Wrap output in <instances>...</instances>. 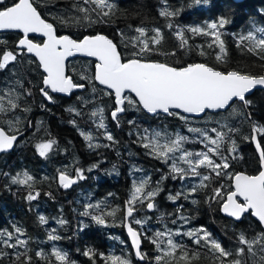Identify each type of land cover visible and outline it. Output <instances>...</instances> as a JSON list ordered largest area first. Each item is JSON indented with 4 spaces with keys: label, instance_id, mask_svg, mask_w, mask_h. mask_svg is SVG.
<instances>
[{
    "label": "snow or ice",
    "instance_id": "1",
    "mask_svg": "<svg viewBox=\"0 0 264 264\" xmlns=\"http://www.w3.org/2000/svg\"><path fill=\"white\" fill-rule=\"evenodd\" d=\"M160 3L163 7L159 10V15L165 18L166 27L179 41L180 48L189 44L187 33L207 37L210 38L206 41L209 48L214 46L219 48L220 54L215 56V60L218 62L223 60L227 52L221 30L230 22L227 18L185 29L174 23V18L180 15V10L172 8L168 0H160ZM207 3L208 0H191V6ZM75 11L83 14V18L88 20L89 25L94 22L108 23L116 14L115 5L111 0H82V3L75 4ZM92 14L98 19H94ZM63 22L68 23V20L65 19ZM251 23L255 27L256 22ZM129 27L137 35L126 37L124 32L119 33L125 41L124 46L128 47L130 44L132 49L129 54L131 58L125 61L118 51L119 46L106 35L87 34L80 39L70 35H58L54 25L42 18L30 0H11V2L0 0V30H17L23 34L15 49H0V71L8 69L10 64L17 62L26 52L38 60L36 75L40 78L36 82L28 80L31 87H25L20 80H17L16 84L23 91H16L15 88L0 91V113L12 114L18 123L20 118L15 117L17 111L30 113L32 110L30 107H23L20 101L25 95L31 97L33 88H38L43 97L40 107L45 111H50L44 101L55 104L57 100L54 94L70 96L77 89L87 92L90 85L91 93L102 92L103 96L110 99L107 108H100L90 113V118L97 131L105 130L101 134L108 143H93L94 136L79 129L75 118L69 121L77 127L84 140L88 142V148L96 152V149H112L117 145L118 141L115 136L107 130L108 125L105 123L104 115L107 110L116 128L122 129L124 123L129 125L128 136H135V139L129 142L142 147L144 156L159 161L167 171L156 168L155 171L160 173V177L153 182L150 174L145 175L143 167L132 164L129 175H135L136 179L131 181L130 194L122 205L112 207L107 204V199L103 204L99 201L89 202L83 204V211L79 215L104 228H126L131 238V248L134 250L136 261L140 264L146 261L151 264L153 260L155 264H171V261L176 259L178 249L181 250L179 260L184 264H193L199 254L195 251L189 253L187 246L175 239V237L185 236L197 247L206 248L216 264H248L249 259L252 260V264H264V170H260L258 175L231 172V161L237 157L236 140L232 139V136L238 132V129L215 121H209L201 127L193 126L194 121L189 115H184L190 114L196 121H199L205 119L209 112L219 114V110L230 109L239 103V114L251 127L250 134L245 139L255 144L260 166L264 169V143L260 140L264 137V126L254 119L257 106L251 99L258 86L264 89V75L254 77L235 70L224 72L202 62L174 67L163 62L149 60L147 57L153 55L175 56L178 53L175 49L160 52L158 46L164 38L161 27L151 29L154 35H150L149 30L143 24L129 25ZM256 30L261 33L259 36L251 30L246 35L239 34L235 38L236 46L264 60V29ZM30 33L39 34L43 38L42 41L33 42L29 36ZM0 44H6V41L0 40ZM197 47L201 46L197 45ZM77 55L94 58V74L81 75V81H87V83L77 82L74 77L65 73V61ZM201 55H204L203 50H201ZM28 63L34 64L35 61L28 60ZM41 68L42 72L39 71ZM11 74L16 75L14 71ZM97 82L103 86V89L96 87ZM77 99L81 100L83 96H77ZM84 102L87 104L91 101L85 100ZM66 111L74 113L75 117L85 115L84 112L72 107ZM129 111L146 112L153 118L179 117L188 125L187 134L177 133L175 138L169 134L167 140H162L161 132L142 128L136 119L125 121L124 117ZM24 119L27 120V117ZM42 124L43 121H37L36 125H33L31 120H27L25 129L16 128L11 135L0 130V153L13 149L18 136H22L28 127H39ZM229 140H231V146L225 147ZM186 145L197 147L189 149ZM55 146V139L41 140L35 145V150L40 157L47 159ZM116 154L123 159L119 150ZM96 155L99 159L87 169L78 166L77 161V166L74 167V177L66 171L58 170L59 188L70 189L79 181L88 179L87 173L100 169L104 154L96 152ZM128 155L131 157L136 153L130 151ZM111 172L116 175L120 174L115 164ZM0 176L7 181L4 184L5 190L11 191L12 185L19 186L18 190L28 189L24 199L29 203L31 210V202L36 201L41 195L39 191H35L34 177L28 172L17 173L16 176L0 172ZM213 176L227 177L233 183L226 191L222 184L212 185ZM169 180L179 185L174 191L170 190L167 195V200L175 206L173 212L167 215L170 223L176 228L173 230L165 225L163 230L155 231L149 236L143 230V226L150 218L147 215L137 218V214L158 211L157 197L165 190V182ZM202 190L204 203L210 208L214 205L215 211L229 218L225 227L255 218L246 232L236 235L237 246L234 249L229 250L222 246V243L204 227L182 230L194 219V215H189V213L199 207ZM45 194L53 198L51 192ZM108 196L112 197L114 194L108 193ZM180 201L188 202L194 208L188 209ZM163 219V214L157 217L158 221ZM39 220L42 225L48 222L44 216H40ZM57 223L62 227L67 221L59 218ZM133 225H139L141 229H135ZM88 226L85 221L81 220L78 230L83 231ZM56 232L55 228L48 232V241L55 242L61 239ZM115 239L119 238L115 237ZM29 240L23 227L16 223L12 224L11 230L0 229V264H34L33 256L30 254L32 250L29 247ZM143 241L155 245L156 252L160 254L155 257L149 256L141 247ZM246 254H248L247 257ZM34 255L51 264L50 257L43 251H35ZM82 255L91 264H101V262L103 264H134L129 257L104 255L92 248L84 250ZM51 257H55L58 264H76V261L71 260L67 253H62L55 247L51 250ZM230 257L233 259H229Z\"/></svg>",
    "mask_w": 264,
    "mask_h": 264
},
{
    "label": "trees",
    "instance_id": "2",
    "mask_svg": "<svg viewBox=\"0 0 264 264\" xmlns=\"http://www.w3.org/2000/svg\"><path fill=\"white\" fill-rule=\"evenodd\" d=\"M31 2L42 17L54 25L58 34L67 33L73 38L80 39L86 34L104 33L119 46L118 50L124 59L131 58L129 54L132 49L130 44L128 47L124 46L125 41L122 40L119 33L124 32L126 37L135 36L137 34L129 25L143 24L149 30L150 35H154L151 31L153 27L162 28L164 38L158 46L160 52L175 49L178 53L175 56L153 55L147 57L149 60L161 61L175 67L186 66L187 63L202 62L224 72L235 70L247 75H264V60L252 55L246 49L237 47L235 41L239 34L246 35L249 30L257 36L261 34L256 29H264V0H243L241 2L208 0L207 4L199 6H191V0H168V4L172 8L180 10V15L174 18V23L185 29L217 22L220 18H227L230 21L221 30L227 55L220 62L215 60V56L220 54L219 48L208 47L206 41L210 38L187 33L189 44L184 48L179 47V41L166 27L165 18L159 15V10L163 7L160 0H111L115 5L116 14L111 17L108 23L94 22L91 25L86 18H83V14L75 11V4L77 2L82 3V0H31ZM92 15L94 19H98L94 14ZM65 19L68 20V23L63 22ZM253 21L256 22L255 27L251 23ZM19 37L20 34L16 32H0V40L6 41V44H0V49H15ZM33 40L40 41L39 38H33ZM197 45L201 47L198 48ZM201 50L204 51V55H201ZM28 60H33L35 63L29 64ZM36 64L38 63L32 56L24 54L17 62L10 64L8 69L0 71V91H7L10 88L23 91L16 84L17 80H20L25 87H31L28 80L39 81L40 78L36 75ZM94 68L93 60L75 57L67 63V75L74 77L77 82L87 83V81H81V75L94 74ZM13 71L16 73L15 76L11 74ZM39 71L41 72L40 69ZM96 87L103 89L97 84ZM54 95L57 102L49 104L44 101L47 108L50 109V111H45L40 107L43 97L38 88H33V95L31 97L25 95L20 101L23 107H30L32 110L30 113L17 111L15 117L20 118L18 123L12 114L0 113V127L8 134H13L16 128L25 129L27 120H31L33 125H36L37 121H43L39 127H28L24 134L19 136L10 152L0 154V172L8 173L10 176L28 172L34 177L35 191L41 193L36 201L31 202L30 210L29 203L24 199L28 189L18 190L19 186L12 185L11 191L5 190L4 184L7 181L3 176H0V229L11 230L13 223L23 227L27 237L30 238L29 247L32 250L30 254L33 256L34 264H48V261L35 257V251H43L50 257L51 264H58L55 257H51L53 247L62 253H67L71 260L76 261V264H91L82 255V252L88 248L104 255L126 256L132 259L134 264H140L139 261H136L122 227L104 228L96 225L90 219L80 216L79 213L83 211V204L89 202L99 201L103 204L107 199V204L112 207L122 205L130 194L131 181L136 179L135 175H129L132 164L143 167L145 175L150 174L153 182L160 177V173L155 171L156 168H162L164 171L167 169L159 161L144 156L142 147L130 143L129 141L135 139V136H128L129 125L124 123L122 129L116 128L110 119V112L106 110L104 115L105 123L108 125L107 130L115 136L118 141L117 145L112 149H96V152L104 154L103 163L100 165V169L87 173L88 179L79 181L70 189L59 188L58 170L66 171L69 175L74 176V167L77 166V161L79 162L78 166L87 169L99 159L96 152H92L88 148V142L84 140L77 127H74L69 121L75 118L79 129L92 132L91 134L94 135L93 143H108L103 135L96 137V132H104L105 130L97 131L95 124L92 123V120L90 121V113L94 110L98 111L100 108H107L110 98L103 96L102 92L91 93L90 85L87 92L80 89L70 96ZM77 96H83V99L78 100ZM251 99L257 106L254 119L261 126H264V89H255ZM85 100L91 102L86 104ZM69 107L80 110L85 115L75 117L74 113L66 111ZM239 113L240 105L237 103L232 108L219 112V114L208 113L203 120L196 121L193 117L190 119L194 121L195 126L200 125V127L205 126L209 121H215L225 126L237 128L238 132L232 136V139L236 140L237 157L231 161L230 171L253 175L260 170L259 159L252 142L245 139L250 134V124ZM24 117H27V120ZM128 119H136L142 128L161 132L162 140H167L169 134L175 138L177 133L187 132L185 122L179 117L153 118L145 113L129 111L124 117L125 121ZM91 124L95 126V129L89 130L88 125ZM47 139H55L56 146L46 159L39 156L35 150V145L41 140ZM260 140L264 143V137H261ZM230 146L231 140L225 144V147ZM117 150L121 152L123 159L117 156ZM130 151L136 155L129 157L128 152ZM113 164L117 166L119 175L111 172ZM204 171L207 174L206 170ZM220 184L224 185L227 191L231 180L227 177L217 178L213 176L212 185L219 186ZM153 186H155L154 183ZM178 187L177 182L166 181L165 190L157 197L158 211L153 210L152 212L137 214V218H143L145 215L150 218L143 226L147 235L151 236L155 231L163 230L165 225L175 230L176 226L170 223V218L167 215L173 212L175 206L167 200V195L170 190L174 191ZM49 192L52 193L53 198H49L45 194ZM13 193L16 194L13 195ZM108 193H113L114 196L109 197ZM200 199L199 207L194 212L189 213V215H194V219L182 230L204 227L222 243V246L229 250L234 249L237 246L236 235L246 232L254 219L249 218L244 223L237 222L231 227H225L229 218H226L223 213L215 211L214 205L210 208L204 203L203 190L200 193ZM180 203H184L188 209L194 208L188 202L180 201ZM161 214L164 215V219L158 221L157 217ZM40 216H44L48 222L42 225L39 220ZM59 218L67 221L62 227L57 223ZM81 220L89 225L83 231L78 230V224ZM133 227L138 230L141 229L139 225H133ZM53 228L57 229L56 234L61 239L50 242L47 235ZM115 237L119 239H115ZM175 239L186 245L189 253L195 251L199 254L198 259L193 264H216L206 248L197 247L186 236L175 237ZM120 241H124V243H120ZM141 247L151 257L160 254L156 252L155 245L148 241H143ZM180 254L181 250L178 249L176 259L172 260L171 264H184L183 261L179 260ZM229 259H233V257ZM143 264H149V262L146 261ZM151 264H155V261L153 260ZM248 264H252V260L249 259Z\"/></svg>",
    "mask_w": 264,
    "mask_h": 264
},
{
    "label": "water",
    "instance_id": "3",
    "mask_svg": "<svg viewBox=\"0 0 264 264\" xmlns=\"http://www.w3.org/2000/svg\"><path fill=\"white\" fill-rule=\"evenodd\" d=\"M232 1H234V2H241V1H243V0H232ZM30 2H31V0H30ZM32 3V2H31ZM39 12V11H38ZM43 18V17H42ZM44 19V18H43ZM48 22V21H47ZM50 23V22H49ZM55 28V27H54ZM56 30V29H55ZM0 32H16V33H19L20 34V37H19V39L20 38H22V36H23V34L22 33H20V32H18L17 30H0ZM57 33V32H56ZM58 34V33H57ZM94 34H103V35H106V34H104V33H100V32H98V33H94ZM93 34V35H94ZM58 35H69V34H67V33H64V34H58ZM87 35V34H86ZM29 36H30V38L32 39V38H34V37H38V38H40L41 39V41H42V37H40L39 36V34H35V33H30L29 34ZM71 36V35H70ZM107 36V35H106ZM72 37V36H71ZM108 37V36H107ZM82 38V37H81ZM110 38V37H109ZM18 39V40H19ZM111 39V38H110ZM18 40H17V42H16V45L18 44ZM40 41V42H41ZM33 42H36V41H34L33 40ZM37 43H39V42H37ZM115 43V42H114ZM119 51V50H118ZM25 54L26 55H30L31 56V54H27L26 52H25ZM35 60H36V58L34 57V56H32ZM75 57H82V56H79V55H77V56H74V57H69V58H67V60L65 61V65H66V67H65V73H66V75H67V63H68V61L70 60V59H72V58H75ZM84 58H88V59H91V60H93L94 61V58H92V57H84ZM128 59H130V58H128ZM127 59H125V61H126ZM37 61V63H38V60H36ZM154 61H156V60H154ZM158 62H161V61H158ZM164 63V62H163ZM195 63H197V62H195ZM169 65V64H168ZM171 66V65H170ZM210 66V65H209ZM175 67V66H174ZM217 69V68H216ZM41 70V72H42V68L40 69ZM219 70V69H218ZM94 71H95V68H94ZM220 71H222V70H220ZM229 71H233V70H229ZM227 72V71H226ZM247 75V74H246ZM251 76H254V75H251ZM254 77H259V76H254ZM97 85H99L98 84V82H97ZM99 86H101V85H99ZM101 87H103V86H101ZM257 89H261L259 86L257 87ZM77 90H80V89H77ZM77 90H75V91H77ZM109 91H111V90H109ZM60 95H63V96H67V95H64V94H60ZM134 95V94H133ZM113 96H114V94H113ZM173 111H178V110H173ZM221 111H225V110H219V112H221ZM209 113H213V112H209ZM145 114H147L146 112H145ZM147 115H149V116H151V114H147ZM184 115H189V117H192L190 114H184ZM194 118V117H193ZM0 130H3V131H5L3 128H1L0 127ZM9 135H11V134H9ZM18 138H19V136H18ZM17 138V139H18ZM253 144V146H254V149H255V144L254 143H252ZM11 150H9L8 152H10ZM255 151H256V149H255ZM8 152H6V153H8ZM0 154H4V153H0ZM256 154H257V156H258V159H259V154L256 152ZM259 166H260V163H259ZM260 170H264V169H262L261 168V166H260ZM259 170V171H260ZM241 173H245V172H241ZM245 174H247V173H245ZM250 175V174H249ZM253 175H258V172L256 173V174H253ZM74 177V176H73ZM233 183V181H231V184ZM242 202V201H241ZM253 219H255V218H253ZM124 229V233H125V235H126V237H127V240H128V243H129V245H130V247H131V238L128 236V234H127V230H126V228H123ZM132 249V248H131ZM133 251V253H134V250H132ZM134 255H135V253H134Z\"/></svg>",
    "mask_w": 264,
    "mask_h": 264
},
{
    "label": "rangeland",
    "instance_id": "4",
    "mask_svg": "<svg viewBox=\"0 0 264 264\" xmlns=\"http://www.w3.org/2000/svg\"><path fill=\"white\" fill-rule=\"evenodd\" d=\"M97 119H98V117H97ZM90 121H91V119H90ZM196 124H193V126H195ZM88 127H89V130H92V129H95V126H93L92 124L91 125H88ZM185 127H186V129H187V127H188V125H186L185 124ZM198 127H200V125L198 126ZM104 130V129H103ZM156 131V130H155ZM84 132H86V133H88L87 131H84ZM90 133V132H89ZM92 133V132H91ZM101 133H103V131H100V132H96V137H99L100 135H102ZM184 134H187V132L186 133H181V135H184ZM94 136V135H93ZM37 144V143H36ZM186 147L187 148H189V149H195L197 146H195V145H193V146H188V145H186Z\"/></svg>",
    "mask_w": 264,
    "mask_h": 264
},
{
    "label": "flooded vegetation",
    "instance_id": "5",
    "mask_svg": "<svg viewBox=\"0 0 264 264\" xmlns=\"http://www.w3.org/2000/svg\"><path fill=\"white\" fill-rule=\"evenodd\" d=\"M34 38H38V37H34ZM40 39V38H39ZM32 40H33V38H32ZM35 41V40H34ZM40 41H41V39H40ZM40 41H36V42H40ZM58 95H60V94H58ZM63 96V95H62Z\"/></svg>",
    "mask_w": 264,
    "mask_h": 264
}]
</instances>
